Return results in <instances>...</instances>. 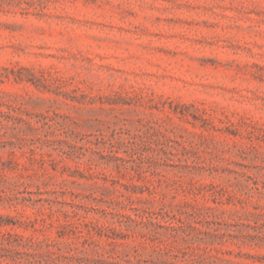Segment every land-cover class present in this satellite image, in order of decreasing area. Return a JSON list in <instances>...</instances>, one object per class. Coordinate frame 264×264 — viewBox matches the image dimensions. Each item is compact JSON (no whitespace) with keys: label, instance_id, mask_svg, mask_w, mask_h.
<instances>
[{"label":"rangeland","instance_id":"rangeland-1","mask_svg":"<svg viewBox=\"0 0 264 264\" xmlns=\"http://www.w3.org/2000/svg\"><path fill=\"white\" fill-rule=\"evenodd\" d=\"M0 264H264V0H0Z\"/></svg>","mask_w":264,"mask_h":264}]
</instances>
